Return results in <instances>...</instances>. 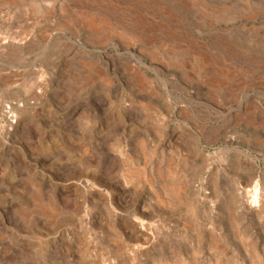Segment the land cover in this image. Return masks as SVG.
I'll return each mask as SVG.
<instances>
[{
	"label": "rangeland",
	"instance_id": "1",
	"mask_svg": "<svg viewBox=\"0 0 264 264\" xmlns=\"http://www.w3.org/2000/svg\"><path fill=\"white\" fill-rule=\"evenodd\" d=\"M0 264H264V0H0Z\"/></svg>",
	"mask_w": 264,
	"mask_h": 264
},
{
	"label": "bare ground",
	"instance_id": "2",
	"mask_svg": "<svg viewBox=\"0 0 264 264\" xmlns=\"http://www.w3.org/2000/svg\"><path fill=\"white\" fill-rule=\"evenodd\" d=\"M245 4V3H244ZM235 51V50H234ZM183 56V55H182ZM245 175V174H244ZM85 185L87 184V182L84 183ZM248 187V186H247ZM183 189V188H182ZM258 193H259V189H258V185L257 183L252 184L250 189H248V194L250 196V205L251 206H256L258 205L259 201H258Z\"/></svg>",
	"mask_w": 264,
	"mask_h": 264
},
{
	"label": "built area",
	"instance_id": "3",
	"mask_svg": "<svg viewBox=\"0 0 264 264\" xmlns=\"http://www.w3.org/2000/svg\"><path fill=\"white\" fill-rule=\"evenodd\" d=\"M6 113L8 114L9 116V121H14L15 117H14V113L10 111V107H7V110H6ZM13 114V115H12ZM13 116V117H12Z\"/></svg>",
	"mask_w": 264,
	"mask_h": 264
}]
</instances>
